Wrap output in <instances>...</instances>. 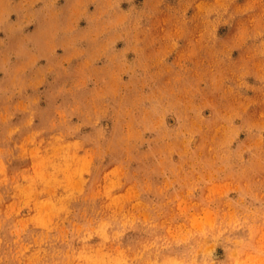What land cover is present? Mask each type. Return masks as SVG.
Instances as JSON below:
<instances>
[{"label": "rangeland", "instance_id": "374dc122", "mask_svg": "<svg viewBox=\"0 0 264 264\" xmlns=\"http://www.w3.org/2000/svg\"><path fill=\"white\" fill-rule=\"evenodd\" d=\"M34 133L67 145L54 162L70 173L91 153L89 172L9 215L40 159L20 147ZM0 162V264L14 259L9 225L32 217L48 227L32 220L25 242L47 232L41 247L71 264L130 260L169 227L182 242L152 259L258 261L264 0H0ZM113 210L110 239L95 233L81 255L87 221ZM74 222L84 227L69 249L54 238Z\"/></svg>", "mask_w": 264, "mask_h": 264}, {"label": "clouds", "instance_id": "9594fccd", "mask_svg": "<svg viewBox=\"0 0 264 264\" xmlns=\"http://www.w3.org/2000/svg\"><path fill=\"white\" fill-rule=\"evenodd\" d=\"M31 124L32 122L29 121ZM64 132H61L60 135L55 136L57 141H60ZM79 142H77L78 144ZM45 144V141L40 138L39 133H34L31 142L28 147L21 145L25 152L31 151L33 156L40 157L38 161L33 165L36 169L35 174L31 176H24V183H17L16 187L19 191L16 195L21 196L22 203L9 205L11 211L9 215H12V211H19L20 208H24L27 204V200L33 197L35 192L49 193L51 192L52 196H55L54 187L60 186L63 183L64 187H72L74 185H78L83 180V173L89 172L88 165L91 163L92 154L89 153L84 157H77L73 162V166L75 168L74 172H68L67 166H61L60 164L54 162V158L59 155V149L66 148L65 144H52L51 141L48 142L47 148L42 147ZM48 148H55L57 151L48 152ZM2 163V162H0ZM51 166V171H49V165ZM2 167H0V171H2ZM59 172H64L65 181H57L56 177ZM81 174V175H77ZM105 178H109L107 174ZM43 184V187H37V185ZM82 190V189H81ZM58 200H63V196L57 197ZM44 203H51L50 199L44 200ZM63 207V204H61ZM35 220L37 222V228L39 225L43 224L44 228L48 227V224L41 221L39 217L24 218L16 221L15 225H9L11 231L15 234V241L12 242V247L9 249L14 259L5 260L3 264H71L69 260L66 259H58L61 255V250L53 247L51 251H49L46 247H41V245H45L49 242L50 237L47 232L42 233L37 236L35 240L32 242H25L24 234L28 232L29 223ZM88 224V235L79 237V243L77 247L80 248L81 255L84 253V248L87 247V241L89 237L94 235L95 233H99L104 237L105 240H109L110 237L107 235V232H112L114 229L118 227V223L116 220L115 210H113L111 216H107L101 214V216L97 219H90L87 221ZM98 224V226H96ZM55 226V225H54ZM4 227V221L0 220V228ZM84 227L83 224L73 223L71 228L67 226L60 229L58 235L55 236L54 240H60L62 243L66 244L69 249L73 248V243L78 240V230ZM161 228L164 225H160ZM199 227V226H197ZM147 231V230H146ZM77 233V235H70L69 233ZM261 250L264 251V232L261 234ZM4 237L0 236V243H3ZM53 240V243H54ZM181 238L178 233L171 227H169L163 235H157L154 238L149 236L146 239L141 247L135 248V255L131 256L130 260H122L119 261L118 264H199L194 258L184 260V261H160L158 259H152L154 254H157L161 248L165 250H170L173 244L181 243ZM101 245L104 244L102 240ZM36 245L33 250V245ZM83 244V247L80 245ZM118 247V245H117ZM67 255L68 253H64ZM41 257L40 259H36V257ZM51 258H47V257ZM76 264H83L82 261H77ZM225 264H264V255L257 260L250 261H242L235 260L229 261L226 260Z\"/></svg>", "mask_w": 264, "mask_h": 264}]
</instances>
